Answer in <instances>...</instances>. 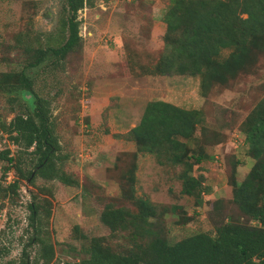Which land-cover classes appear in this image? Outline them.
Wrapping results in <instances>:
<instances>
[{"label": "rangeland", "instance_id": "374dc122", "mask_svg": "<svg viewBox=\"0 0 264 264\" xmlns=\"http://www.w3.org/2000/svg\"><path fill=\"white\" fill-rule=\"evenodd\" d=\"M170 2L91 0L76 13L81 44L62 56L48 52L30 67L33 49L55 48L67 38V27L62 25L67 16L62 9L65 0H0V73L24 72L34 90L50 100L59 152L67 154L63 168L78 182L68 186L35 176L31 183L19 177L11 188L9 183L17 178L15 167L3 173L7 162L0 160V264H42L36 238L53 245L48 264L80 263L88 256L85 247L91 237L102 238V245L111 251L135 249L145 240L144 225L132 226L128 218L125 229L110 233L99 219L107 203L134 213L135 200L145 199L157 204L158 215L174 206L157 218L159 229L154 226L170 242L197 231L213 233L215 226L229 219L256 223L243 217L233 203L230 180L241 181L253 162L245 156L239 126L264 96V52L255 49L245 70L226 84H212L204 94L197 75L153 73L164 52L162 16ZM229 52L230 48L223 49L220 57ZM32 99L15 87H0V119L9 121ZM150 99L199 109L202 121L196 137L204 124L222 140L208 147L213 158L194 165L190 172L200 176L209 193L200 198L181 193V181L174 177L177 172H165L148 154L139 155L134 198L123 197L118 184L106 176L118 151L135 149L133 142L117 134L126 133L138 121ZM6 147L19 156L24 172L32 169L29 153H19L0 134V149ZM233 158H240L242 164L234 168ZM7 172L9 180L1 177ZM31 203L48 208L46 222L40 224L36 218L31 223ZM133 231L139 235L133 238Z\"/></svg>", "mask_w": 264, "mask_h": 264}, {"label": "trees", "instance_id": "16d2710c", "mask_svg": "<svg viewBox=\"0 0 264 264\" xmlns=\"http://www.w3.org/2000/svg\"><path fill=\"white\" fill-rule=\"evenodd\" d=\"M90 3L91 0H65L62 9L67 11V16L62 19V25L67 27V38L55 48L33 49L27 65H38L48 52L62 56L80 45L76 13ZM162 20L164 52L152 72L197 75L203 94L212 84H226L245 70L255 49L264 52V0H171ZM225 48H230V52L222 58L221 51ZM13 77L15 82L11 83ZM0 87H15L33 96L30 106L19 109L9 121L0 119V134L19 153H29L31 161L34 160L32 169L24 172L19 156H13L10 148L0 149V160L7 162L3 173L14 166L17 175L8 187L15 188L19 177L32 183L35 176L68 186L77 185L76 178L63 168L67 154L59 152L50 100L34 90L32 80L24 72L0 73ZM198 110L160 99L150 100L139 122L126 133L118 134L136 146L134 150L118 151L112 165L106 168V176L118 184L123 197L134 198L139 153L150 154L165 172L176 171L174 177L181 181V193L200 198L201 194L210 192L200 176L190 172L194 165L213 158L208 149L222 140L204 124L196 137L202 121ZM239 131L243 134L245 156L253 162L241 181L237 182L234 177L230 180L231 199L240 214L255 224L229 219L215 226L213 233L197 231L170 242L154 226L160 214H166L174 206L163 208L158 215L157 204L150 200L133 199L138 204V211L134 213L107 203L99 219L110 233L125 229L130 218L132 226L144 225L141 234L145 240L128 252H117L102 245V238L91 237L85 247L88 256L80 263L65 264H264V96L247 112ZM239 164L242 160L235 158L233 167ZM43 208L29 205L33 225L36 218L40 224L42 220L47 221L48 208ZM156 228L159 229L158 225ZM131 233L133 238L139 235V232ZM36 239L42 264H48L54 255L53 245L44 238Z\"/></svg>", "mask_w": 264, "mask_h": 264}, {"label": "crops", "instance_id": "0c3cea01", "mask_svg": "<svg viewBox=\"0 0 264 264\" xmlns=\"http://www.w3.org/2000/svg\"><path fill=\"white\" fill-rule=\"evenodd\" d=\"M150 100H158V99H150ZM150 100H149V101H150ZM160 100H164V99H160ZM164 101H167V100H164ZM147 102H148V101H147ZM147 102H146V103H147ZM167 102H170V101H167ZM146 103H145V104H146ZM170 103H172V102H170ZM172 104L177 105V104H175V103H172ZM177 106H179V105H177ZM144 107H145V105H144ZM144 107H143V108L141 109V111H140L139 119H140V117H141V115H142V113H143V109H144ZM180 107H182V106H180ZM106 109H107V110L110 109V108H109V105L106 106ZM139 119H138V121H137L132 127H134V126L139 122ZM132 127H131V128H132ZM131 128H130V129H131ZM130 129H129V130H130ZM117 136H119V135L117 134ZM123 139H124V138H123ZM124 140H126V139H124ZM126 141L133 142V141H131V140H126ZM133 143H134V142H133ZM134 145H135V144H134ZM135 148H136V146H135ZM129 150H134V149H129ZM120 151H121V150H120ZM140 154H148V153H139V155H140ZM139 155H138V158H139ZM148 155H150V154H148ZM114 157H115V156H114ZM113 160H114V159H113ZM137 170H138V167H137ZM137 170H136V174H137Z\"/></svg>", "mask_w": 264, "mask_h": 264}, {"label": "built area", "instance_id": "2783aa9c", "mask_svg": "<svg viewBox=\"0 0 264 264\" xmlns=\"http://www.w3.org/2000/svg\"><path fill=\"white\" fill-rule=\"evenodd\" d=\"M8 173V172H7ZM4 178H6L7 180H9L10 179V175H9V173H8V176H4Z\"/></svg>", "mask_w": 264, "mask_h": 264}]
</instances>
